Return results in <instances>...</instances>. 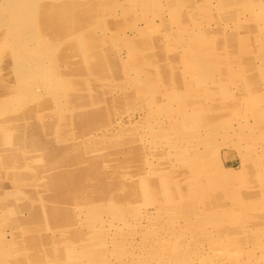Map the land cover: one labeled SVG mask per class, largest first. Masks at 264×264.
Wrapping results in <instances>:
<instances>
[{
	"label": "rangeland",
	"instance_id": "1",
	"mask_svg": "<svg viewBox=\"0 0 264 264\" xmlns=\"http://www.w3.org/2000/svg\"><path fill=\"white\" fill-rule=\"evenodd\" d=\"M0 264H264V0H0Z\"/></svg>",
	"mask_w": 264,
	"mask_h": 264
}]
</instances>
